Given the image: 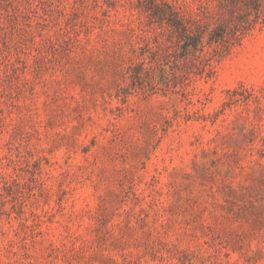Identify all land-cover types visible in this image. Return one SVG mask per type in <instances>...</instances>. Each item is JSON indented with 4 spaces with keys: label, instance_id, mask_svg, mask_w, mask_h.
<instances>
[{
    "label": "rangeland",
    "instance_id": "obj_1",
    "mask_svg": "<svg viewBox=\"0 0 264 264\" xmlns=\"http://www.w3.org/2000/svg\"><path fill=\"white\" fill-rule=\"evenodd\" d=\"M255 6L0 0V264H264Z\"/></svg>",
    "mask_w": 264,
    "mask_h": 264
},
{
    "label": "trees",
    "instance_id": "obj_2",
    "mask_svg": "<svg viewBox=\"0 0 264 264\" xmlns=\"http://www.w3.org/2000/svg\"><path fill=\"white\" fill-rule=\"evenodd\" d=\"M248 1V0H247ZM251 3H255L257 4V6H255V10H256V14L255 16H253L252 18L250 19H246L245 22H246V25H244V27H248L254 20H256L262 13V8L260 7V0H249ZM241 31V30H239ZM226 33V30L224 29V27H216L214 28L213 30H211V36H213V41L215 43L217 42H221L220 40L222 39V36L225 35ZM239 35V33H238Z\"/></svg>",
    "mask_w": 264,
    "mask_h": 264
}]
</instances>
